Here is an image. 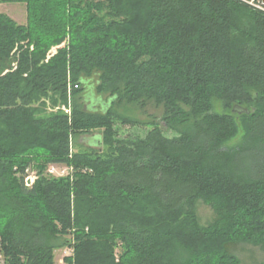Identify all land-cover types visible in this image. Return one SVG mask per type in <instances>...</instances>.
<instances>
[{"label": "trees", "instance_id": "1", "mask_svg": "<svg viewBox=\"0 0 264 264\" xmlns=\"http://www.w3.org/2000/svg\"><path fill=\"white\" fill-rule=\"evenodd\" d=\"M0 3L26 10L25 25L0 14L3 264H54L65 247L66 264H242L237 246L264 252L263 12L240 0ZM93 95L108 106L86 108ZM69 101L70 115L54 110ZM149 104L158 123L117 111ZM116 123L151 130L119 138ZM95 131L97 148L77 145ZM48 165L72 172L50 179Z\"/></svg>", "mask_w": 264, "mask_h": 264}, {"label": "rangeland", "instance_id": "2", "mask_svg": "<svg viewBox=\"0 0 264 264\" xmlns=\"http://www.w3.org/2000/svg\"><path fill=\"white\" fill-rule=\"evenodd\" d=\"M97 1V0H94ZM0 14H4L12 19L18 25H25L26 24V10L25 5L22 3H0ZM57 48H52L49 57L56 54ZM107 96L99 97L97 95H93V97H88L85 99V107L90 108L91 110H101V108H106L109 102L106 99ZM70 100V98H69ZM71 101V100H70ZM70 101L68 104L70 105ZM47 107L49 105L47 104ZM217 112H222L223 109L220 105L215 107ZM117 111L125 116L135 118L137 120L146 122V124L150 122L158 123L160 121V114L161 109L154 107L152 104H149L144 110H139L136 108H129V107H117ZM145 124V125H146ZM113 129L116 131V135L119 138H128L134 139L138 137H144L149 130H151L150 126H131V125H122L120 123H116L113 126ZM161 129L163 131V135L167 138H172L176 136V134L170 130H165L162 126ZM100 132L95 131L92 134L83 135L79 137L76 142L77 145H80L84 148H97L98 143H96L97 136H99ZM237 141V140H236ZM235 141V142H236ZM74 150V149H73ZM51 165H48L45 171L43 172V176L50 178V179H59L62 177H66L71 174L68 173V170L64 172L63 175L58 176L56 174H49L48 168ZM70 168V167H68ZM68 173V174H67ZM67 174V175H66ZM39 177L38 170L35 168L34 162L30 164L25 170L24 173L21 175L23 185L26 189H30L34 182ZM29 178V184L26 182L24 183V179ZM197 214L200 219V223L203 226H207L212 221V211L209 207L199 204L197 207ZM118 250L115 253L118 255ZM72 253L70 248H61L54 251V264H66L64 262V258L70 256ZM236 255L239 257L242 264H264V252L254 246L250 245H239L236 248ZM0 264H3V259L0 255Z\"/></svg>", "mask_w": 264, "mask_h": 264}, {"label": "built area", "instance_id": "3", "mask_svg": "<svg viewBox=\"0 0 264 264\" xmlns=\"http://www.w3.org/2000/svg\"><path fill=\"white\" fill-rule=\"evenodd\" d=\"M240 1H242L243 3L248 5L250 8L264 13V0H240ZM57 109H60L61 111H63L67 115H70V105L69 104L67 106L62 105L60 107L55 108L54 110H57ZM67 170H68V173L72 172V169L68 168L66 166L51 165L48 168V173L51 175L56 174L58 176H61ZM29 181H30L29 178L24 179V183L26 182L27 184H29Z\"/></svg>", "mask_w": 264, "mask_h": 264}, {"label": "water", "instance_id": "4", "mask_svg": "<svg viewBox=\"0 0 264 264\" xmlns=\"http://www.w3.org/2000/svg\"><path fill=\"white\" fill-rule=\"evenodd\" d=\"M239 113L241 112V111H238Z\"/></svg>", "mask_w": 264, "mask_h": 264}]
</instances>
